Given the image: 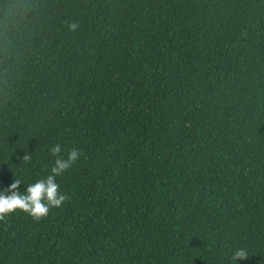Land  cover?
<instances>
[{"label":"trees","instance_id":"trees-1","mask_svg":"<svg viewBox=\"0 0 264 264\" xmlns=\"http://www.w3.org/2000/svg\"><path fill=\"white\" fill-rule=\"evenodd\" d=\"M54 144L0 264H264V0H0V190Z\"/></svg>","mask_w":264,"mask_h":264},{"label":"clouds","instance_id":"clouds-1","mask_svg":"<svg viewBox=\"0 0 264 264\" xmlns=\"http://www.w3.org/2000/svg\"><path fill=\"white\" fill-rule=\"evenodd\" d=\"M66 24L70 31H75L79 27L77 22H66ZM50 152L56 159L46 178L27 185L23 192L19 187L22 184L20 179H14L7 188L0 190V221H6L9 214L17 210H21L39 221L48 215L50 209L62 206L66 200L71 198L60 190L56 177L70 169L83 153L73 147L65 158L61 155L62 148L59 144H54L50 148ZM22 159L27 162L31 160V156L25 154ZM248 257V251L245 248H239L232 254L231 260L237 262L239 259Z\"/></svg>","mask_w":264,"mask_h":264}]
</instances>
